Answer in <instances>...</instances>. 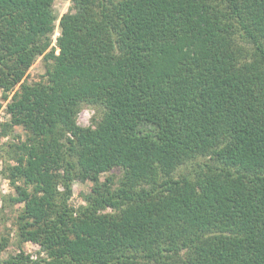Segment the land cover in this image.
I'll return each mask as SVG.
<instances>
[{
	"label": "trees",
	"instance_id": "obj_1",
	"mask_svg": "<svg viewBox=\"0 0 264 264\" xmlns=\"http://www.w3.org/2000/svg\"><path fill=\"white\" fill-rule=\"evenodd\" d=\"M54 1L0 0L8 202L46 254L0 264H264V0H70L52 46Z\"/></svg>",
	"mask_w": 264,
	"mask_h": 264
},
{
	"label": "rangeland",
	"instance_id": "obj_2",
	"mask_svg": "<svg viewBox=\"0 0 264 264\" xmlns=\"http://www.w3.org/2000/svg\"><path fill=\"white\" fill-rule=\"evenodd\" d=\"M71 7L70 0H55L52 5L53 13L55 15L54 29L51 34L52 46L55 43L57 36L59 35V19L67 13ZM46 65L42 60V57H38L33 65L27 72L26 82L28 84H35L39 82H45ZM18 88V86H16ZM0 103L2 108L0 110V132L1 125L8 123L10 116L6 113V101L2 100V92L0 91ZM104 113V108L100 105L86 104L80 105V109L76 116V122L78 126L86 128L93 127L95 122L99 121ZM24 141L26 139V132L21 127H13L8 130V134L0 135V239L7 241L6 248L0 252V261L7 260L11 256L22 252L32 260L44 259L46 254L40 250V247L32 242H21L18 236V216L22 209V205L11 204L8 202L9 196H14L15 190L10 181L3 174V165L6 161V150L9 143L17 142L18 140ZM207 157H199L196 160L190 161L180 166L174 173L175 178L188 174L193 171L198 165H202L207 162ZM7 163H13L7 161ZM122 171L120 168H112L111 170L101 174L100 182H104L106 179L113 181V187L118 186V182L121 178ZM19 185V183H18ZM93 187V183L90 181L79 182L74 181L72 183V194L68 200V204L74 209L83 206V196L88 194ZM109 211V210H107Z\"/></svg>",
	"mask_w": 264,
	"mask_h": 264
}]
</instances>
